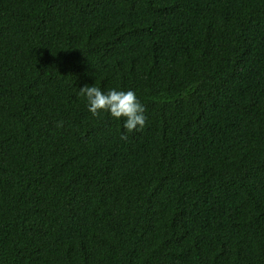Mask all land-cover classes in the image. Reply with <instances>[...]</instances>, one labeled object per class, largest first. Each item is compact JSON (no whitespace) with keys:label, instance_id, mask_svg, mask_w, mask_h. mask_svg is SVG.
<instances>
[{"label":"trees","instance_id":"1","mask_svg":"<svg viewBox=\"0 0 264 264\" xmlns=\"http://www.w3.org/2000/svg\"><path fill=\"white\" fill-rule=\"evenodd\" d=\"M0 264H264V0H0Z\"/></svg>","mask_w":264,"mask_h":264},{"label":"clouds","instance_id":"2","mask_svg":"<svg viewBox=\"0 0 264 264\" xmlns=\"http://www.w3.org/2000/svg\"><path fill=\"white\" fill-rule=\"evenodd\" d=\"M80 95L86 98L88 111L93 117H99L101 112H108L114 119L124 118L123 127L127 133L139 131L145 127L146 109L133 90L112 89L104 93L95 85H85L80 88ZM58 126H62V123ZM121 138L127 139V135H122Z\"/></svg>","mask_w":264,"mask_h":264}]
</instances>
